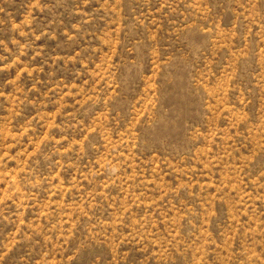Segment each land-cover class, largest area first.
<instances>
[{
  "label": "rangeland",
  "instance_id": "374dc122",
  "mask_svg": "<svg viewBox=\"0 0 264 264\" xmlns=\"http://www.w3.org/2000/svg\"><path fill=\"white\" fill-rule=\"evenodd\" d=\"M0 264H264V0H0Z\"/></svg>",
  "mask_w": 264,
  "mask_h": 264
}]
</instances>
